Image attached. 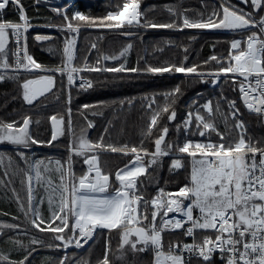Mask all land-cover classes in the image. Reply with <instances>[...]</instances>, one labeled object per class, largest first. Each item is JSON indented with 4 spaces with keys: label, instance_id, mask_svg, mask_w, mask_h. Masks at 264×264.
I'll list each match as a JSON object with an SVG mask.
<instances>
[{
    "label": "snow or ice",
    "instance_id": "6c2138e0",
    "mask_svg": "<svg viewBox=\"0 0 264 264\" xmlns=\"http://www.w3.org/2000/svg\"><path fill=\"white\" fill-rule=\"evenodd\" d=\"M34 3L39 5L41 0ZM114 7L116 10L103 16H90L57 6L51 11L59 16V23L40 25L36 21L41 17L30 16L22 0H0V82L17 83L23 102L40 107L49 93L57 95L53 88H57L59 79L57 92L65 93L68 115L67 122L63 116L48 117L52 125L48 140L34 135L30 126L39 124V120L34 122L31 115L10 122L0 120V145L13 147L12 154L0 152V166L4 168L0 184L7 187L14 176L21 175L25 199L20 198L15 187L11 191L24 218L33 229L54 234L52 242L30 236L25 244L16 238V233L28 235L27 228L20 223L0 222V264H33L36 246L62 252L47 256L45 264H92L91 260H76L75 254L67 250L83 248L90 240L95 243L94 234L97 238L109 237L95 264H114L109 258L112 233L118 237L119 254L115 260L121 264H264V137L248 134L237 100L220 96L214 106L211 99L203 103L193 99L177 121L176 105L183 90L176 85L161 94L162 105L155 95L149 98L144 107L150 119L140 130L138 142L105 144L103 136L97 141L88 137L87 130L95 127L88 110H93L91 116L103 115V109L110 105H77L76 111L85 122L79 136L71 119L73 87L87 91L106 82L81 73L118 74L108 78L111 80L183 73L190 81L213 87L227 84L239 93L250 112L264 119V0H220L210 11L205 0L208 14L205 18V11H201L198 19L186 15L188 8H169L175 19L168 22L149 18L139 0H120ZM44 26L62 34L58 37L63 43L61 60L55 65L39 63L29 53L30 36L34 41L54 39L46 34H31V29ZM81 28L121 29L125 36L139 35L133 29H216L232 33V39L227 55L213 54L203 61L204 66L215 62L210 69L188 64L187 48L178 63L154 66L145 61L141 68L139 60L135 67H128L126 59H121L118 66L104 64L99 54L95 63L88 61L87 54L81 63H75ZM91 47L95 49L97 45ZM132 47L128 43L119 56L104 55L102 59L126 57ZM126 73L135 75L125 76ZM221 101H226L228 111H222ZM123 107L121 101L120 108ZM217 115L226 128L227 121H233L232 127L239 130L236 138L218 128ZM66 131L71 133L66 159L32 156L33 146H52ZM213 134L218 139L212 140ZM193 136L205 139L194 140ZM101 152L118 153L127 159L114 173L105 172ZM76 158H80L79 175ZM166 162L167 170L184 175L185 183L177 191L159 187L154 196L147 198L146 185L150 181L140 178L155 175ZM45 201L48 215L40 211ZM18 219L12 216L13 221ZM129 253L131 260L127 259Z\"/></svg>",
    "mask_w": 264,
    "mask_h": 264
},
{
    "label": "trees",
    "instance_id": "16d2710c",
    "mask_svg": "<svg viewBox=\"0 0 264 264\" xmlns=\"http://www.w3.org/2000/svg\"><path fill=\"white\" fill-rule=\"evenodd\" d=\"M120 0H72L69 11L78 10L90 16H103L108 11L116 10L114 4ZM208 11L215 5H218L220 0H206ZM25 4L30 16H39L40 20L36 23L44 25L48 22L59 23L60 18L51 11V7L39 4L36 5L34 0H22ZM141 8L147 11L149 18L157 22H168L175 19L168 9L173 8L183 10L190 9L186 13L190 18L198 19L199 13L205 11V0H139ZM39 11H36V9ZM205 11V18L208 14ZM112 23H116L113 21ZM38 27L31 31L32 35L46 34L54 37L48 42L34 41L32 36L29 38V50L34 59L39 63L46 65L58 64L61 60V51L63 43L58 37L62 34L53 27ZM121 29H105V28H81L78 34L76 48L78 60L75 63H81L87 54V59L90 63H95L97 54L101 57V62L108 65H119L121 59H126L128 67L139 66L143 68L145 61L148 64L159 66L165 62H180L185 55L184 48L188 49V64H200L206 69L213 67L215 62H209L204 66L203 61L213 54L227 55L232 33L216 30H201V29H184L183 31L166 29V28H149V29H133L132 31L139 35L125 36L121 35ZM216 31V32H213ZM195 36V39H193ZM128 43L133 45L126 57L118 58L117 60L103 61L104 55L119 56V52L127 46ZM92 44L97 47L93 49ZM53 46L55 50H49ZM163 49V51H159ZM118 74L113 73H83L84 77L93 79H104L106 82L97 84L93 89L85 91L84 89H72V125L76 130V135L79 136L80 129L84 127L85 122L81 119L76 111L77 105L82 102L110 105L103 109V115L91 116L92 109L89 111V119L93 120L95 127L87 130L88 137L97 141L101 136L104 137V143H122L138 142L140 140V130L143 129L150 119V113L144 107L149 103V98L155 95L157 103L163 104L162 93L171 91L176 85H180L183 90V95L177 102V121H180L184 114L188 111L187 105L193 99L203 103L207 99H211L215 106L220 96H225L230 99L237 100V105L240 108L241 118L245 121L248 134L253 138L264 137V119L259 115L250 112L239 99V93L233 91L232 88L225 84L223 86L216 85L213 87L210 83L205 84L199 81H190L183 73H164L162 75L145 74L140 78L111 80L110 77ZM125 76H134L135 74H124ZM223 78V77H221ZM59 87V79L57 88ZM55 88L53 93L44 100V104L40 107L29 106L23 102L20 96V87L17 83L5 80L0 82V120L12 121L20 120L24 115H31L33 121L39 120V124L33 123L30 127L40 140L50 139L52 125L48 118L50 115H57L58 118L63 116L65 121L68 120L66 112L67 105L65 103L66 96L63 92H57ZM199 94V95H198ZM59 96V99H57ZM124 101V107L120 108V102ZM130 102V103H129ZM222 111H228L226 101H221ZM176 123V122H172ZM216 124L221 131L226 135L234 138L237 137L239 130L232 127L233 121H227V128L224 121L219 115L216 117ZM107 129V133H105ZM170 135L172 130L170 129ZM182 135V133H181ZM71 138V133L66 131L64 136L53 142L52 146L35 145L32 151L39 155L38 158L49 159H66L68 151V141ZM212 140L218 139L215 134L212 135ZM191 139L203 141L204 137L193 136ZM13 149V148H12ZM0 150H11V145H0ZM101 166L105 172L114 173L119 167L125 163L126 157L118 153L101 152ZM77 159L76 171L80 174L81 164L80 158ZM167 161V158H165ZM167 162L164 167L156 172L155 175L148 176L147 174L141 177V180H149L146 185V197L151 198L155 195L157 188L163 187L165 190L177 191L179 187L185 183L184 175L180 173L172 174L168 169ZM86 168L87 166H83ZM151 173L152 169L149 168ZM183 172V170H181ZM114 179V176H113ZM3 199V198H2ZM1 201V199H0ZM107 232V230H104ZM36 235L45 243L52 242V233H41L36 230ZM109 239L108 235L97 238L95 243L91 242L84 248H70L68 253H74L76 260H91L92 264L102 257L105 242ZM118 237L115 233L111 234L112 251L109 253V258L114 261V264H121L115 260L118 255L116 248ZM38 250L33 254L35 259L33 264H45L47 256L61 255V251L49 253L44 247L36 246ZM128 260L133 259L129 253ZM137 260L139 257L136 258ZM147 264V262H145Z\"/></svg>",
    "mask_w": 264,
    "mask_h": 264
},
{
    "label": "rangeland",
    "instance_id": "374dc122",
    "mask_svg": "<svg viewBox=\"0 0 264 264\" xmlns=\"http://www.w3.org/2000/svg\"><path fill=\"white\" fill-rule=\"evenodd\" d=\"M40 4L49 6V7H51V9L53 7L59 6V7H62V8H67L69 10L70 5L72 4V0L69 3H62V2L51 3V2H48V1L45 2V0H41ZM56 17L58 18L59 16H57V14H56ZM45 28H47V27H45ZM34 29H37V28H34ZM34 29H31V31L34 30ZM211 30H216V29H211ZM216 31H219V30H216ZM216 31H213V32H216ZM220 31L228 32V31H225V30H220ZM37 42H38L37 44H39V41H37ZM44 42H48V41H44ZM39 45H41V44H39ZM46 48L49 49L48 46ZM49 50H55V48L52 46ZM12 148L13 147L11 146V150H7V151L6 150H0V152H5V153H8V154H12V152H13ZM32 156H34L36 158L39 157V155H37V153L34 152V151H32ZM13 160L15 162V156L13 157ZM3 171H4V168L2 166H0V173H3ZM11 171H12V169H9V172H11ZM4 179H7V178L5 177ZM20 180H21V175H16V176L13 177V182H12L11 185H8L7 187H5L3 184H0V199H1V201H0V222L7 221V222L20 223L23 227L27 228L28 235H25L23 232L16 233V238H18L19 240H21L25 244H27L30 236H35L37 239H39V237L35 233L36 230L33 229L29 225L28 220H26L24 218L23 213L19 209V207L17 205V202L14 199V194L11 191V188L15 187L17 192H18V194H19V196H20V198L22 200L25 199L26 193L24 191L23 186L20 184ZM33 203L35 204V200L33 201ZM40 211L44 215H48L46 201H45L44 205L40 206ZM4 213H9V215L6 216V215H4ZM12 216H17V217H19V219L16 220V221H13L12 220ZM29 216H31V213H29ZM47 243H49V242H47ZM44 249H46L49 253L52 252V251H50L47 248H44ZM53 252H57V251H53Z\"/></svg>",
    "mask_w": 264,
    "mask_h": 264
},
{
    "label": "water",
    "instance_id": "95a60500",
    "mask_svg": "<svg viewBox=\"0 0 264 264\" xmlns=\"http://www.w3.org/2000/svg\"><path fill=\"white\" fill-rule=\"evenodd\" d=\"M48 2H51V3H56V2H62V3H69L71 0H46ZM55 88H53V92H54ZM52 93H49L48 96H50ZM41 99H44V98H41Z\"/></svg>",
    "mask_w": 264,
    "mask_h": 264
},
{
    "label": "built area",
    "instance_id": "2783aa9c",
    "mask_svg": "<svg viewBox=\"0 0 264 264\" xmlns=\"http://www.w3.org/2000/svg\"><path fill=\"white\" fill-rule=\"evenodd\" d=\"M78 37V36H77ZM28 45H29V41H28ZM29 53H30V50H29ZM31 54V53H30ZM83 73H81V74H79V75H81V76H83L82 75ZM73 88H75V89H81V88H77V87H73ZM241 102H242V100H241ZM243 103V102H242ZM255 114V113H254ZM256 115H258V114H256ZM172 214H170V216H171ZM167 235V234H166ZM95 239V234H94V237H93V240ZM187 239V238H186ZM91 242H93L92 240H90V241H88V243L87 244H85L84 245V247H87ZM82 243H83V241H82ZM83 247V248H84Z\"/></svg>",
    "mask_w": 264,
    "mask_h": 264
}]
</instances>
